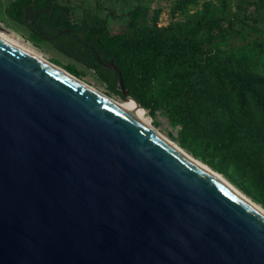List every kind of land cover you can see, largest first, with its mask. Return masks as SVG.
I'll list each match as a JSON object with an SVG mask.
<instances>
[{"label":"water","instance_id":"1","mask_svg":"<svg viewBox=\"0 0 264 264\" xmlns=\"http://www.w3.org/2000/svg\"><path fill=\"white\" fill-rule=\"evenodd\" d=\"M70 75L0 38V264H264V215Z\"/></svg>","mask_w":264,"mask_h":264},{"label":"trees","instance_id":"2","mask_svg":"<svg viewBox=\"0 0 264 264\" xmlns=\"http://www.w3.org/2000/svg\"><path fill=\"white\" fill-rule=\"evenodd\" d=\"M151 1L8 0L4 12L70 60L53 64L92 70L123 100L112 61L179 148L264 209V0H172L165 25Z\"/></svg>","mask_w":264,"mask_h":264},{"label":"rangeland","instance_id":"3","mask_svg":"<svg viewBox=\"0 0 264 264\" xmlns=\"http://www.w3.org/2000/svg\"><path fill=\"white\" fill-rule=\"evenodd\" d=\"M127 1H130V0H127ZM7 2H8V0H0V31L7 33L13 39H15V40L21 42L22 44L32 48L33 50H35L38 54H40L43 58H45L49 62H51L52 58L58 59L62 65H66L67 63L70 62V60L68 58L61 55V52H58L57 50H55L51 46V42H49L48 40H43V39H40L39 37H36L32 30L25 28L23 25H21L17 21L10 20L4 12V9L7 6ZM171 2H172V0H152L150 2V6L152 8H156V7L161 8V13L159 16V23L162 25H165L170 21V16H169L168 11H169V5ZM119 8H120V6L118 4L117 9H119ZM110 28L115 29L116 26L111 23ZM27 37L28 38L30 37L31 41H29ZM56 66H58V65H56ZM58 67H60L61 69L64 70V68H62L61 66H58ZM77 68L80 70H83L84 74L81 77H78V78L75 77L76 79L87 84L88 86L92 87L93 89L107 95L108 97H110L111 99H113L117 102H121V103L124 102V100H121L119 97L108 94L105 86L96 78V76L92 70L85 69L80 65H77ZM133 103L135 105H137L135 102H133ZM139 111H141V109ZM143 114H144V116H146L149 119V121L151 122V124L153 125L154 128H156L164 137H166L167 139L172 141L169 135L172 134L175 136L176 131H175V129H172L170 127L166 118L162 114H160V112H156L154 116H150L149 111H147ZM172 142L175 143L174 141H172Z\"/></svg>","mask_w":264,"mask_h":264},{"label":"bare ground","instance_id":"4","mask_svg":"<svg viewBox=\"0 0 264 264\" xmlns=\"http://www.w3.org/2000/svg\"><path fill=\"white\" fill-rule=\"evenodd\" d=\"M0 38L10 44H12L13 46L21 49L22 51L38 58L39 60L55 67L56 69H58L59 71L65 73L66 75H70L68 74L66 71H64L63 69H61L60 67L52 64L51 62H49L48 60H46L45 58H43L40 54H38L35 50H33L32 48L22 44L21 42L13 39L10 35H8L5 32L0 31ZM71 77H73L72 75H70ZM76 81H78L80 84L84 85L85 87L89 88L90 90L94 91L95 93L99 94L100 96L104 97L105 99L115 103L116 105H118L121 109H123L124 111H126L127 113L131 114L132 116L136 117L139 120H143L146 124V126L148 128H150L152 131H154L155 133H157L164 141H166L169 145H171L173 148H175L176 150H178L179 152H181L185 157H187L189 160H191L192 162H194L196 165H198L199 167L203 168L204 170L208 171L209 173L213 174L214 176H216L217 178H219L222 182H224L229 188H231L238 196H240L242 199H244L245 201H247L249 204H251L253 207H255L262 215H264V209L256 204L255 202L251 201L250 198H248L246 195H244L243 193H241L239 190H237L235 187H233L226 179H224L221 175L217 174L216 172L212 171L209 167H207L205 164H203L202 162H200L199 160L194 159L191 155L187 154L185 151H183L181 148H179L175 143H173L172 141H170L169 139H167L166 137H164L156 128L153 127V125L151 124V122L149 121V119L144 116L143 113L144 110L141 109L138 105H135L131 100H124V102H117L113 99H111L110 97H108L107 95L93 89L92 87L88 86L87 84L81 82L80 80L76 79L75 77H73ZM137 108V109H136ZM141 111H139L140 109ZM139 109V110H138Z\"/></svg>","mask_w":264,"mask_h":264}]
</instances>
